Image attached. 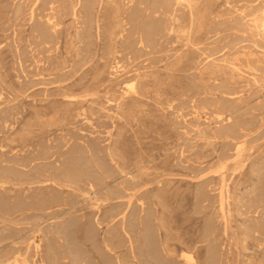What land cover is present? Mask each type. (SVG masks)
<instances>
[{"label": "rangeland", "instance_id": "374dc122", "mask_svg": "<svg viewBox=\"0 0 264 264\" xmlns=\"http://www.w3.org/2000/svg\"><path fill=\"white\" fill-rule=\"evenodd\" d=\"M175 1L0 0V264H264V0Z\"/></svg>", "mask_w": 264, "mask_h": 264}, {"label": "bare ground", "instance_id": "6f19581e", "mask_svg": "<svg viewBox=\"0 0 264 264\" xmlns=\"http://www.w3.org/2000/svg\"><path fill=\"white\" fill-rule=\"evenodd\" d=\"M158 1H159V0H158ZM179 1H180V0H179ZM183 1H184V0H183ZM49 2H51V1H49ZM152 2H153V1H152ZM165 2H166V1H165ZM169 2H170V1H169ZM176 2H177V0H176L174 3H176ZM181 2H182V1H181ZM52 3H53V2H52ZM157 3H158V2H157ZM157 3H155V6H156ZM159 4H160V2H159ZM166 5H167V4H166ZM169 5H170V4H169ZM172 5H173V4H172ZM180 5H181V4H180ZM188 5H189V4H188ZM92 6H93V5H92ZM158 6H159V5H158ZM158 6H157V7H158ZM160 6H161V4H160ZM174 6H175V4H174ZM174 6H173V7H174ZM157 7H154V6H153V8H157ZM159 8H160V7H159ZM169 8H170V7H169ZM171 8H172V6H171ZM175 8H176V7H175ZM163 9L165 10V8H163ZM173 9H174V8H172V11H173ZM75 10H76V9H75ZM154 10H155V9H154ZM159 10H160V9H159ZM165 11H166V10H165ZM168 11H169V9H168ZM170 11H171V10H170ZM76 12H77V11H76ZM164 13H165V12H164ZM169 13H170V12H169ZM190 13H191V12H190ZM190 13H189V14H190ZM167 14H168V13H167ZM168 15H169V14H168ZM138 17H139V16H138ZM176 18H177V17H176ZM133 19H134V18H133ZM140 20H141V19H140ZM144 20H145V19H144ZM144 20H143V21H144ZM141 21H142V20H141ZM171 21H172V20H171ZM152 22H153V21H152ZM191 22H192V21H191ZM137 23H138V21H137ZM137 23H136V24H137ZM144 23H145V22H144ZM146 23H147V22H146ZM153 23H154V22H153ZM139 24H140V25H143V24H141V23H139ZM147 24H149V23H147ZM155 24H156V23H154V25H155ZM166 24H167V23H166ZM166 24H164V25H166ZM190 24H191V23H190ZM140 25H139V26H140ZM152 25H153V24H152ZM157 25H158V24H157ZM145 26H146V25H145ZM159 26H160V25H159ZM166 26H167V25H166ZM172 26H173V24H172ZM53 27H54V26H53ZM148 27H149V26H148ZM164 27H165V26H164ZM139 28H141V27H139ZM143 28H145V27H143ZM152 28H154V26H152ZM160 28H161V27H160ZM170 28H172V27H170ZM148 29H149V28H148ZM250 29H251V28H250ZM150 30H152V29H150ZM170 30H171V29H170ZM136 31H137V29H136ZM139 31H140V30H139ZM143 31H145V30H143ZM250 32H251V31H250ZM140 33H141V32H140ZM142 33H143V32H142ZM148 35H149V34H148ZM142 36H143V34H142ZM251 43H252V42H251ZM140 44H141V43H140ZM261 50H263V49H261ZM238 52H239V51H238ZM260 55H261V54H260ZM176 61H177V60H176ZM193 61H194V60H193ZM227 66H228V65H227ZM229 66H230V65H229ZM233 69H234V68H233ZM235 71H236V70H235ZM136 72H137V71H136ZM133 82H134V81H133ZM126 85H128V84H126ZM133 88H134V87H133ZM124 91H125V90H124ZM67 96H68V95H67ZM0 98H1V97H0ZM228 108H229V107H228ZM226 109H227V108H226ZM226 109H225V110H226ZM194 110H195V109H194ZM225 110H224V111H225ZM226 111H227V110H226ZM228 111H229V110H228ZM225 113H226V112H225ZM207 116H208V115H207ZM223 116H224L223 114H220V115H219V117H222V118H223ZM220 119H221V118H220ZM226 119H227V118H226ZM230 121H231V120H230ZM90 122H91V121H90ZM228 124H229V123H228ZM11 125H12V124H11ZM230 125H231V124H230ZM224 126H225V125H224ZM237 126H238V124H237ZM231 128H232V127H231ZM231 128H230V129H231ZM225 129H226V128H225ZM226 130H227V129H226ZM237 130H238V129H237ZM234 131H235V130H234ZM240 131H241V130H240ZM227 132H228V130H227ZM227 132H226V133H227ZM232 133H233V132H232ZM242 133H244V132H242ZM230 134H231V133H230ZM233 134H234V133H233ZM244 142H245V141H244ZM238 144H239V143H238ZM235 145H236V143H235ZM241 145H242V144L240 143L239 146H241ZM26 146H27V145H26ZM239 146H238V147H239ZM22 148H23V147H22ZM234 148H236V147H234ZM240 148H241V147H240ZM240 148H239V149H240ZM236 149H237V148H236ZM239 149H238V150H239ZM236 151H237V150H236ZM89 153H90V152H89ZM237 153H238V152H237ZM235 154H236V153H235ZM74 156H75V155H74ZM75 157H76V156H75ZM235 157H237V156L235 155ZM44 158H45V157H44ZM70 158H71V157H70ZM238 158H239V156H238ZM71 159H73V158H71ZM76 159H77V158H76ZM76 159H75V161H77ZM32 160H33V159H32ZM73 161H74V160H73ZM71 162H72V161H71ZM74 163H75V162H74ZM74 163H73V164H74ZM77 163H78V161H77ZM226 163H227V162H226ZM226 163H223V164L226 165ZM78 164H79V163H78ZM71 165H72V164H71ZM104 165H105V164H104ZM121 165H122V164H121ZM66 166H67V165H66ZM77 166H79V165H77ZM2 167H3V166H2ZM4 167H5V166H4ZM99 167H100V165H99ZM104 167H105V166H104ZM222 167H223V166H222ZM222 167H221V168H222ZM61 168H62V167H61ZM61 168H60V169H61ZM65 168H68V167H65ZM72 168H74V167H72ZM76 168H77V167H76ZM76 168H75V169H76ZM3 169H4V168H3ZM9 169H10V168H9ZM53 169H54V168H53ZM80 169H81V168H80ZM102 169H104V168H102ZM1 170H2V169H1ZM4 170H5V169H4ZM44 170H46V169H44ZM67 170H68V169H67ZM73 170H74V169H73ZM78 170H79V168H78ZM106 170L108 171V169H106ZM8 171H9V170H8ZM50 171H51V170H50ZM54 171H55V170H54ZM60 171H62V170H60ZM63 171H64V170H63ZM75 171H76V170H75ZM104 171H105V170H104ZM109 171H110V170H109ZM1 172H2V171H1ZM10 172H11V171H10ZM38 172H39V171H38ZM43 172H44V171H43ZM69 172H70V170H69ZM77 172H78V171H77ZM6 173H7V172H5V174H6ZM39 173H40V172H39ZM58 173H59V172H58ZM79 173H80V172H79ZM85 173H87V172H85ZM104 173H105V172H104ZM0 174H1V173H0ZM11 174H13V173L11 172ZM76 174H78V173H76ZM87 174H88V173H87ZM109 174H110V172H109ZM109 174H108V175H109ZM2 175H4V173H2ZM2 175H1V176H2ZM37 175H38V174H37ZM54 175H55V174H54ZM66 175H68V174L66 173ZM70 175H71V174H70ZM78 175H79V174H78ZM80 175H81V174H80ZM80 175H79V176H80ZM105 175H106V174H105ZM224 175H226V174H224ZM5 176H6V175H5ZM9 176H10V175H9ZM12 176H13V175H12ZM40 176H41V175H40ZM56 176H57V175H56ZM62 176H63V174H62ZM62 176H61V177H62ZM74 176H75V175H74ZM79 176H78V177H79ZM86 176H87V175H86ZM227 176H228V175H227ZM3 177H4V176H3ZM36 177H37V176H36ZM59 177H60V176H59ZM61 177H60V178H61ZM65 177H66V176H65ZM67 177H68V176H67ZM106 177H107V176H106ZM220 177H221V176H220ZM8 178L10 179V177H8ZM70 178H71V177H70ZM74 178H76V177H74ZM89 178H90V177H89ZM1 179H4V178L1 177ZM62 179H63V178H62ZM71 179H72V178H71ZM92 179H93V178H92ZM92 179H91V180H92ZM223 179H225V178L223 177ZM63 180H65V179H63ZM72 180H73V179H72ZM9 181H10V180H9ZM74 181H75V179H74ZM74 181H73V182H74ZM76 181L78 182V180H76ZM87 181H88V180H87ZM57 182H58V181H57ZM93 182H95V181H93ZM263 182H264V181H263ZM19 183L21 184V182H19ZM61 183H62V182H61ZM68 183H69V182H68ZM78 183L80 184V182H78ZM22 184H23V183H22ZM22 184H21V185H22ZM42 184H43V183H42ZM42 184H41V185H42ZM51 184H52V183H51ZM53 184H54V183H53ZM0 185H1V184H0ZM63 185H64V184H63ZM261 185H262V184H261ZM56 186H57V185H56ZM80 186H81V185H80ZM27 187H28V186H27ZM42 187H44V186H42ZM54 187H55V185H54ZM227 187H228V186H227ZM16 188H17V187H16ZM203 188H204V187H203ZM224 188H225V187H224ZM224 188L222 187V189H224ZM263 188H264V186H263ZM53 189H54V188H53ZM91 189H92V188H91ZM106 189H107V188H106ZM2 190H3V187H2ZM4 190H5V189H4ZM18 190H19V189H18ZM45 190H46V188H45ZM108 190H109V189H108ZM202 190H203V189H202ZM256 190H257V189H256ZM25 191H26V190H25ZM43 191H44V189H43ZM46 191H47V190H46ZM50 191H51V190H50ZM110 191H111V190H110ZM221 191H222V190H221ZM223 191H224V190H223ZM225 191H226V190H225ZM258 191H259V190H258ZM48 192H49V191H47V193H48ZM92 192H93V191H92ZM260 192H261V191H260ZM262 192H264V191L262 190ZM26 193H27V191H26ZM45 193H46V192H45ZM73 193H74V192H73ZM198 193H199V192H198ZM200 193L202 194V192H200ZM49 194H50V193H49ZM57 194H58V193H57ZM66 194H67V193H66ZM201 194H200V195H201ZM219 194H220V192H219ZM219 194H217V195H219ZM254 194H255V193H254ZM262 194H263V193H262ZM37 195L39 196V194H37ZM37 195H36V196H37ZM45 195H46V194H45ZM45 195L43 194V196H45ZM55 195H56V194H55ZM55 195H51V196H48V197H44V198H41V199H39V200L37 199L38 201L35 200V201L31 202V203H32V204H36V203H38V204L42 205L43 207H44V206H47L46 204H49V207H50V206H52V205H50V204H53V203H55V202H57V201L59 200V199L57 198V196H55ZM202 195H203V194H202ZM221 195H222V194H221ZM227 195H228V193H227ZM259 195H260V194H259ZM259 195H258V197H259ZM112 196H113V195H111V197H112ZM198 196H199V195H198ZM206 196H207V195H206ZM206 196H205V197H206ZM255 196H256V195H255ZM18 197H19V196H18ZM39 197H40V196H39ZM59 197H60V196H59ZM199 197H200V196H199ZM5 198H6V197H5ZM19 198H20V197H19ZM22 198H23V197H22ZM33 198H34V197H33ZM207 198H208V197H207ZM34 199H35V198H34ZM61 199H62V198H61ZM256 199H257V198H256ZM2 200H3V199H2ZM24 200H25V199H24ZM29 200H30V199H29ZM205 200H206V199H205ZM250 200H251V199H250ZM252 200H253V199H252ZM261 200H264V199L261 198ZM261 200H260V201H261ZM31 201H32V200H31ZM201 201H203V200H201ZM224 201H225V200H224ZM8 202H9V201H6V202L3 201V202H2V205H4L3 207H6L7 204H9ZM15 202H16V201H15ZM19 202H20V200H19ZM21 202H22V201H21ZM21 202H20V203H21ZM29 202H30V201H28V203H29ZM59 202H60V201H59ZM226 202H227V201H226ZM253 202H254V201H253ZM13 203H14V202H13ZM141 203H142V202H141ZM144 203H145V202H144ZM259 203H260V202H259ZM259 203H258V204H259ZM262 203H263V202H262ZM14 204H15V203H14ZM17 204H18V201H17ZM222 204H223V203H222ZM254 204L256 205L255 202H254ZM263 204H264V203H263ZM15 205H16V204H15ZM260 205H261V204H260ZM8 206H9V207H12L10 204H9ZM16 206H17V205H16ZM26 206H27V205H26ZM96 206H97V205H96ZM141 206H142V205H141ZM226 206H227V205H226ZM257 206H258V205H257ZM23 207H24V206H23ZM154 207H155V206H154ZM227 207H228V206H227ZM254 207H256V206H254ZM12 208H13V207H12ZM15 208H16V207H15ZM45 208H46V207H45ZM1 209H2V208H1ZM16 209H17V208H16ZM20 209H21V207H20ZM140 209H141V208H140ZM145 209H146V208H145ZM226 209H227V208H226ZM256 209H257V208H256ZM13 210H14V209H13ZM143 210H144V209H143ZM152 210H153V209H152ZM260 210H261V209H260ZM7 211H8V210H7ZM107 211H108V210H107ZM109 211H110V210H109ZM124 211H125V210H124ZM144 211H145V210H144ZM220 211H221V209H220ZM224 211H225V210H224ZM112 212L115 213V211H112ZM118 212H119V211H118ZM125 212H126V211H125ZM141 212H142V211H141ZM155 212H156V211H155ZM101 213H102V212H101L100 209L97 210V211H95V212H93V214L90 213V215H89L90 218H89V219H86V218H84V215H81V216H79V217L81 218V222H80L78 219H77V220L75 219V220H72V223H70V224H71V226H82L81 228H82V229L85 228L84 230L86 231L87 236H90V237L93 238V237L95 236V232H94V228H93V226H104L103 224L108 222V221L106 222V221L104 220V218H103V216H102ZM104 213H105V212H104ZM104 213H103V214H104ZM107 213H109V212H107ZM152 213H153V211H152ZM152 213H151V214H152ZM221 213H222V212H221ZM221 213H220V214H221ZM226 213H227V211H226ZM109 214H111V213H109ZM117 214H119V213H117ZM122 214H123V211H122ZM126 214H127V213H126ZM126 214H123V215L126 216ZM153 214H156V213H153ZM104 215H106V214H104ZM120 215H121V214H120ZM141 215H142V214H141ZM226 215H227V214H226ZM118 216H119V215H118ZM147 216H148V215L146 214L145 217L147 218ZM120 217H121V216H120ZM120 217H119V220H120ZM122 217H123V216H122ZM142 217H144V216H142ZM154 217H155V216H154ZM116 218H117V217H116ZM124 218H125V217H124ZM126 218H127V217H126ZM146 218H145V219H146ZM148 218H152V216H150V217L148 216ZM257 218H258V217H257ZM114 219H115V218H114ZM114 219H113V221H114ZM117 219H118V218H117ZM117 219H115V220H117ZM121 219H122V218H121ZM140 219H141V218H140ZM143 219H144V218H143ZM208 219H209V218H208ZM227 219H228V218H227ZM254 219H255V218H254ZM119 220H118V221H119ZM148 220H149V219H148ZM155 220H156V219H155ZM160 220H161V219H160ZM210 220H211V219H210ZM255 220H256V219H255ZM109 221H110V220H109ZM120 221H121V220H120ZM213 221H214V220H213ZM215 221H216V220H215ZM116 222H117V221H116ZM125 222H126V221H125ZM141 222H144V221H141ZM146 222H147V221H146ZM209 222H212V221H209ZM225 222H226V221H225ZM225 222H224V223H225ZM118 223H119V222H118ZM207 223H208V222H207ZM213 223H214V222H213ZM146 224L148 225V223H146ZM152 224H153V223H152ZM152 224H151V226H152ZM161 224H162V223H161ZM205 224H206V223H205ZM255 224H256V223H255ZM147 225H146V226H147ZM214 225H215V223H214ZM214 225H213V226H214ZM253 225H254V224H253ZM257 225H258V224H257ZM148 226H149V225H148ZM205 226H206V225H205ZM227 226H228V225H227ZM123 227H124V226H123ZM155 227H156V226H155ZM206 227H207V226H206ZM248 227H250V226H248ZM252 227H253V226H252ZM259 227H261V226H259ZM262 227H263V226H262ZM125 228H126V227H125ZM125 228H123V229H125ZM153 228H154V227H153ZM153 228H151V229H153ZM213 228H214V227H213ZM213 228H212V229H213ZM215 228H217V227H215ZM255 228H257L256 225H255ZM209 229H211V227H210ZM209 229H208V230H209ZM212 229H211V231H212ZM123 231H124V230H123ZM149 231H151V230H149ZM155 231H156V230H155ZM206 231H207V230H206ZM227 231H228V230H227ZM263 231H264V229H263ZM124 232H125V231H124ZM126 232H127V230H126ZM212 232H213V231H212ZM212 232H211V233H212ZM128 233H129V232H128ZM153 233H154V230H153V232H152L151 235H154ZM228 233H229V231L227 232V234H228ZM256 233H257V232H256ZM261 233H262V230H261ZM206 234H209V233L207 232ZM206 234H205V235H206ZM212 234H213V233H212ZM59 235H60V234H59ZM151 235H150V236H151ZM155 235H156V233H155ZM130 236H131V235H129V237H130ZM146 236H147V234H146ZM257 236H258V235H257ZM261 236H263V235H261ZM126 237L128 238V236H126ZM148 237H149V236H147V238H148ZM151 237H154V236H151ZM151 237H150V239L152 240ZM108 238H109V237H108ZM131 238H132V237H131ZM147 238H146V240H147ZM154 238H157V236L154 237ZM166 238H167V237H166ZM166 238H165V239H166ZM206 238H207V237H206ZM258 238H259V237H258ZM148 239H149V238H148ZM157 239H158V238H157ZM179 239H180V238H179ZM121 241H122V240H121ZM148 241H149V240H148ZM157 241H158V240H157ZM103 242H104V240H103ZM160 242H161V241H160ZM259 242H260V241H259ZM120 243H121V242H120ZM129 243H131V241H130ZM132 243H133V242H132ZM156 243H158V242H156ZM166 243H167V242H166ZM243 243H244V242H243ZM262 243H264V242H262ZM143 244H144V243H143ZM149 244H150V243H149ZM160 244H161V243H160ZM164 244H165V243H164ZM177 244H178V243H177ZM129 245H130V244H129ZM133 245H134V244H133ZM152 245H154V243H152ZM179 245H180V244H179ZM145 246H146V245H145ZM155 246H156L155 248H157L158 245H155ZM173 246H174V245H173ZM181 246H182V245H181ZM216 246L218 247V245H216ZM260 246H262V245H260ZM103 247H105V249H106L107 251H108V250H109V251H112V250H113L108 240H106V241L103 243ZM133 247H134V246H133ZM150 247H151V244H150ZM153 247H154V246H153ZM183 247H184V246H183ZM217 247H216V248H217ZM37 248H39L38 245H37ZM131 248H132V247H131ZM148 248H149V247H148ZM186 248H187V247H186ZM193 248H195V247H193ZM193 248H192V249H193ZM211 249H212V248H211ZM213 249H214V247H213ZM133 250H135V249H133ZM147 250H148V249H147ZM155 250H157V249H155ZM186 250H187V249H186ZM263 250H264V249H263ZM38 251H39V250H38ZM153 251H154V250H152L151 252L153 253ZM158 251H159V250H158ZM211 251H212V250H211ZM214 251H217V250H216V249L213 250V252H212L213 254L216 253V252L214 253ZM261 251H262V250H261ZM18 252H19V251H18ZM133 252H134V251H133ZM218 252H219V251H218ZM262 252H263V251H262ZM37 253H38V252H37ZM159 253H160V252H159ZM168 253H170V252H168ZM134 254H135V253H134ZM153 254H154V253H153ZM155 254H157V252H155ZM173 254H174V253H173ZM175 254H176V253H175ZM210 254H211V253H210ZM15 255H16V254H15ZM182 255H183V259H184L188 264H189V263L191 262V260L193 259V258H192V255H190V254H189L188 252H186V251H184ZM215 255H216V254H215ZM215 255H214V256H215ZM39 256H40V255H39ZM155 256H156V255H155ZM155 256H154V257H155ZM160 256H162V255H160ZM218 256H219V255H218ZM19 257H20V256H19ZM135 257H136V256H135ZM151 257H152V254H151ZM154 257H152V259H153ZM164 257H165V256H164ZM164 257H162V258H164ZM167 257H168V256H167ZM155 258H156V257H155ZM159 258H160V257H159ZM162 258H161V260H162ZM213 258H214V257H213ZM216 258H217V256H216ZM216 258H215V259H216ZM218 258H219V257H218ZM218 258H217V260H218ZM40 259H41V257H40ZM105 259H106V258H105ZM156 259H157V258H156ZM165 259H166V258H165ZM167 259H169V258H167ZM171 259H172V257H171ZM259 259H260V258H259ZM259 259H258V260H259ZM26 260H27V259H26ZM103 260H104V257H103ZM193 260H194V259H193ZM213 260H214V259H213ZM73 261H74L76 264H86V262H85L83 259H82V260H80V259H75V260H73ZM107 261H109V260H107ZM159 261H160V259H158V261H155V262H159ZM166 261H167V260H166ZM166 261L163 260V262H165V263H166ZM169 261H172V262H173V260H169ZM185 261H184V262H185ZM250 261H251V260H250ZM27 262H28V261H27ZM102 262H103V261H102ZM117 262H118V260H117ZM163 262H162V263H163ZM167 262H168V261H167ZM216 262H217V261H216ZM107 263H108V262H107ZM153 263H154V262H153ZM168 263H169V262H168ZM168 263H167V264H168ZM187 263H186V264H187ZM10 264H22V263L19 261V259H14L13 261H11ZM28 264H29V262H28ZM43 264H44V263H43ZM151 264H152V263H151ZM158 264H159V263H158ZM172 264H173V263H172ZM174 264H176V263L174 262ZM177 264H178V263H177ZM179 264H180V263H179ZM190 264H191V263H190ZM253 264H254V263H253ZM255 264H257V263H255Z\"/></svg>", "mask_w": 264, "mask_h": 264}]
</instances>
